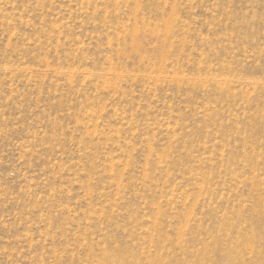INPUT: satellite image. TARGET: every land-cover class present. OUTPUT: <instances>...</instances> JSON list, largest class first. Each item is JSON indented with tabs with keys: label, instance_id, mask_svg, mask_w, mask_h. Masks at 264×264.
Returning a JSON list of instances; mask_svg holds the SVG:
<instances>
[{
	"label": "rangeland",
	"instance_id": "rangeland-1",
	"mask_svg": "<svg viewBox=\"0 0 264 264\" xmlns=\"http://www.w3.org/2000/svg\"><path fill=\"white\" fill-rule=\"evenodd\" d=\"M0 264H264V0H0Z\"/></svg>",
	"mask_w": 264,
	"mask_h": 264
}]
</instances>
